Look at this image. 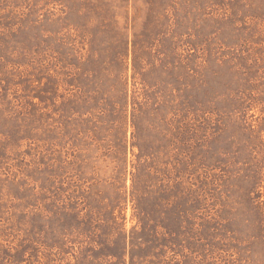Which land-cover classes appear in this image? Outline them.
Masks as SVG:
<instances>
[{
  "label": "rangeland",
  "instance_id": "374dc122",
  "mask_svg": "<svg viewBox=\"0 0 264 264\" xmlns=\"http://www.w3.org/2000/svg\"><path fill=\"white\" fill-rule=\"evenodd\" d=\"M0 264H264V0H0Z\"/></svg>",
  "mask_w": 264,
  "mask_h": 264
}]
</instances>
